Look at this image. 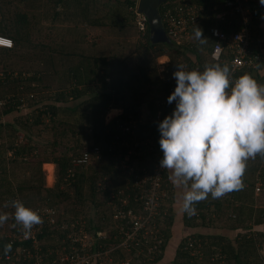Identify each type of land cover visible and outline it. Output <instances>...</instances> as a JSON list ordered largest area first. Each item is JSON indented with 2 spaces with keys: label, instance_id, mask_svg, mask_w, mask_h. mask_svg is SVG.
<instances>
[{
  "label": "trees",
  "instance_id": "1",
  "mask_svg": "<svg viewBox=\"0 0 264 264\" xmlns=\"http://www.w3.org/2000/svg\"><path fill=\"white\" fill-rule=\"evenodd\" d=\"M22 1L26 3V0ZM47 1L51 3L54 11L51 23H67L65 28L59 26L58 29L57 26L56 31L50 28L43 30L41 21L31 18L26 11L22 10H15L9 13V16L0 17V36H7L13 40V45L10 47L0 46L2 56L0 64L4 70V76L0 77V211L2 204H6L7 200L10 203L16 199L21 200L29 208L33 207L27 205L31 204L29 202L32 200L40 205H50L53 211H50L51 215L63 202H67L68 205L71 203L70 205L73 206L62 217L58 216L59 219H52L54 225L43 226L33 237L19 240L13 236L0 235L2 264H9L7 256H10L15 264H40L43 260H45L44 264H61L63 252L71 251L69 232L80 228L83 222L78 220V214H82L81 210H78L82 207L78 206L84 205L87 185L91 202L96 206L102 204L98 201L100 193L97 179L104 174L111 175L115 186L112 195L111 191H102L103 202L110 200L112 209L104 216L114 220L116 229H109L107 234L106 225L96 224L95 218H88L87 221L84 220L85 230L90 232V229H93L92 236L96 238V248L103 251L109 250V255L114 259L111 264H120L127 258L132 264H159L167 252L168 242L174 233L172 230L178 227L175 222L179 223L176 221L172 208L175 196L164 206V209L169 210V214L163 215L165 227L161 229V232L164 240L154 260L140 255L142 252L137 254L140 249L143 252L149 250V246L144 243L138 247L135 244L131 245L130 250L121 246V227L132 230V224L127 221L131 220V216H137L142 210L140 203L135 201V192L136 179L143 172L142 169H136L132 173L122 172L118 168V163L131 151L134 152L133 156H137L138 167L151 162L154 158L153 154L147 152L140 154V146L134 144L147 138H152L161 150L159 124L167 115L163 113L161 118L157 119L159 106L157 103L153 105L151 103L147 109V118L142 116L143 104L147 102L149 95H159L158 102L169 97L166 76L163 77L160 72L157 58L168 55L176 61L173 67L181 61H189L196 63L204 71L206 66L218 63L209 55L208 49L213 41L209 29L212 26H218L229 34L239 31L242 27L240 14L235 13L233 17L231 16L232 18L226 14L224 18L219 17L220 13L228 11L225 5L226 0H189L204 6L201 19L194 26L192 39L185 43H178L170 38L171 43H166L152 41L149 23H147L145 35H141L135 14L138 0H116L117 5H109L108 11H104V8L100 6V0ZM34 2L35 0H32L31 4ZM172 2L174 0H166L161 4L162 15L165 8ZM246 6L253 12L250 20L253 33L251 49L254 52L261 51V55L264 56L262 41L264 8L254 0L247 2ZM89 26L118 29L120 35L124 33V30L136 27L137 33L141 36L140 42L137 40L140 44L135 42L134 46L135 51L138 52V58L135 62H129L128 55L112 51L84 53L80 55L81 58L78 61H74L72 54L78 55V53L71 52L67 45L71 40L75 41L76 38H73V35L76 32L81 30L82 33V30ZM198 27L202 29L203 36L208 38L207 43L201 44L196 39L195 30ZM118 39L121 43L125 42V39ZM24 49L25 53L28 50L30 58L25 59L23 55H20L24 59L23 63L20 67L14 66L10 59H15V56ZM39 53H42L43 57ZM37 60L41 62L37 64ZM63 62L65 67L68 65L67 70L64 69L65 80L58 89H53L50 79L56 77L59 73L58 65H62ZM219 64L223 66L227 63ZM15 70L18 72L17 75H13ZM256 70L257 72L243 69L238 72V75L241 77L249 74L259 84L264 85V59L258 61ZM26 72H32V74L26 76ZM23 93H28V99L23 97ZM23 104L29 107L28 112L22 111ZM112 108H121L122 112L106 121V115ZM132 119L137 120L136 127L126 130L125 126ZM85 123L88 124V138H92V144L80 150L84 146L82 138L85 134ZM22 133L24 137L20 139ZM96 146L100 147L102 158H97L91 151ZM85 149L91 152V160L88 164L98 161L101 163V159L106 161V165L99 163L102 171L98 167L86 171L84 168L79 169L80 166H73V159L81 156ZM160 157L163 158L162 150ZM50 162L56 165L57 180L54 187L46 186L42 170L43 163H47L50 169L51 164H48ZM23 163L31 167V171L29 174L24 172L22 177H18L14 168L17 169ZM10 167H13V170ZM257 173L264 177V155L257 154L255 159L247 160L241 189L226 193L225 198L205 199L195 205L198 208H207L213 202L217 207H221L227 198L235 199L238 219L235 220L237 221L235 226H232V230H235L234 239L223 232L214 233L212 218L205 217L200 210L191 217L183 212L180 223L191 229L202 225L200 233L189 236L199 239L201 243L197 245L199 250L210 252L209 256H212L213 263L217 259L216 264H264V256L256 259L249 257L251 253L254 255L259 249L257 247L259 238L264 239V229L257 228L264 225V205L255 201V194H258L255 192ZM171 175V170H165V180L168 184L173 181L169 178ZM124 198H129V202L121 206ZM176 201L178 203V198L175 203ZM120 208V212L123 213L132 210L131 215L124 219L117 217ZM72 212L75 213L71 214ZM13 222L17 225V228H14L17 232L24 231L22 225L16 222L15 216ZM98 231H103L106 237H99ZM55 233L60 234V237L64 239L66 249L63 247L64 250L61 252L56 249L57 247L48 249L46 244H36V240H42ZM188 237L183 238L178 245L172 260L173 264H194L192 263L193 248L186 247ZM77 244L80 243L77 242ZM18 249L30 250L33 256L24 253L19 258H15V252ZM214 255L215 258H213Z\"/></svg>",
  "mask_w": 264,
  "mask_h": 264
},
{
  "label": "clouds",
  "instance_id": "2",
  "mask_svg": "<svg viewBox=\"0 0 264 264\" xmlns=\"http://www.w3.org/2000/svg\"><path fill=\"white\" fill-rule=\"evenodd\" d=\"M264 5V0H260ZM201 44L207 43L201 28L195 30ZM177 81L168 103L174 112L159 124L163 151L161 167L171 170L174 184L188 189L182 210L195 216V205L208 198L223 197L243 187L247 160L264 155V85L249 74L239 77L231 92L230 68L219 63L184 71L177 65ZM15 220L27 234L42 223L38 211L13 200ZM9 219L0 214V224Z\"/></svg>",
  "mask_w": 264,
  "mask_h": 264
},
{
  "label": "rangeland",
  "instance_id": "3",
  "mask_svg": "<svg viewBox=\"0 0 264 264\" xmlns=\"http://www.w3.org/2000/svg\"><path fill=\"white\" fill-rule=\"evenodd\" d=\"M31 1L32 0H26V3L24 4V2L22 0H0V17H4V15L9 16V13L14 12L15 10H19V11L22 10V11H26L30 15L31 18H34L35 20L37 19L38 21H41L40 25L43 28V30H48L50 28V29L56 31L57 26H58L57 28L59 29V26L62 28H65L68 25L67 23H64V22H61V23L57 22L56 24L51 23V18L53 16L54 11L52 9L53 7L51 6V3H48L47 0H35V2L33 4H31ZM99 2H100V6H102L104 8L103 9L104 11H108V7H110L109 5H112V4L117 5L116 0H100ZM45 4H48V5H45ZM29 6H34V7L32 8ZM60 21H63V20H60ZM120 34L121 33L119 32L118 29L113 30L110 28H98V27H90L89 26V27H86V29L84 28L82 30V33H81V30L79 32H76L73 35V38L74 37L76 38L75 41L71 40V42H74V43L71 44V42H70L67 46L71 52L75 51L78 53V55L72 54V59L74 61H78L81 58L80 55L84 54V53L85 54H89L92 52L109 53L112 51H118V52H121V53L128 55L129 56V58H128L129 62H135V60L138 58L137 57L138 52L135 51L134 46H135V42H138L137 40H139V42H140V38H141L140 34L137 33L136 27L124 30V33L122 35H120ZM70 37H72V36H70ZM118 38H120L121 40L125 39V42L121 43ZM262 41L264 42V37H263ZM263 51H264V49H263ZM39 54H41V56L43 57L42 53H39ZM18 55L15 56V59L14 58L12 60L10 59V61L12 64L14 63V66L20 67L21 64L23 63V60H24L23 57L25 59L26 58L28 59V57H29L28 50L25 53V49H24L23 51H20L18 53ZM20 55H23V57ZM0 58H2L1 52H0ZM36 62H37V64H39L41 62V60H37ZM175 62L176 61L172 60L171 57L168 55H162V56H159L157 58V64H158L160 72L163 74V77L169 76L170 71L173 68V65L175 64ZM7 64H9V66H13L10 63H7ZM67 66L68 65H66V67H65L64 62L62 65H58L59 73L56 75V77H51V79H50V84H51V87L53 89H58V87H60L63 84V82L65 80L64 79L65 78L64 72H65V70H67V68H68ZM17 74H18V72H16V70H15L13 75H17ZM30 74H32V72H26L25 75L29 76ZM3 76H4V70L2 68V64H0V77H3ZM23 97L28 99V93H23ZM159 99H160L159 95H155V94L149 95V99L147 100V102H145L143 104V108H144L143 109V115H142L143 118H147V116H148V113H147L148 110L147 109H148L149 105H151V103H152V105L156 104ZM24 104L22 105V111L28 112L30 109H29V107H27V105H24ZM121 112H122L121 108L110 109L106 115V121L111 120L112 118L119 115ZM5 119H7V118H5ZM86 124L87 123H85V126H84V133L85 134L82 138V141H84V144H83L84 146L80 150H82L85 147H88L89 145L92 144V138H88L89 127H88V124L87 125ZM23 137L24 136L22 133L20 135V139H22ZM120 143H122V142H120ZM132 153H134V152L131 151L130 154L126 155V157L124 159L120 160V162L118 163V168L121 169L122 172H126V173L131 172L132 173L134 170L138 169L137 168L138 167L137 156L135 154H134L135 156H133ZM258 161H259V159H258ZM259 162H261V160ZM99 163H100V161L92 162L90 164L80 166L79 169L84 168L87 171L90 169L94 170V168L98 167V169H101V171H102L103 169L100 167ZM100 164L106 165V161L104 159H101ZM10 169L13 170V167H10ZM76 169H78V168H76ZM14 170L17 173L16 176L22 177L24 175V172H27L29 174V171H31V167L29 168V166L27 164L23 163L22 165H19V167L17 169L14 168ZM42 170L44 173L46 186L47 187H54L56 185V180H57L56 179L57 178V176H56V165L54 163L51 164V167L49 169L47 163H43ZM258 177L261 178V183L263 182V185H262L263 190H261L258 194H255L256 195L255 201L261 202L264 205V177L258 175V173H257L255 178L257 179ZM170 186L173 188V190H172L173 194H174L173 196L176 195L175 199H174V203H175L176 197H178L180 195V199H181V197L183 198L184 193L188 190L185 187H183V185L174 184L173 181L171 182ZM97 187H98V192L100 193L98 201L102 202V204L100 206H96L91 202V198L88 197V193H87L88 188H89L87 185L86 191H85L86 197H85L84 205L78 206V207H82V208L78 209V210H81L80 213H82V214H78L79 215L78 220H83V221L86 220L87 221L88 218H95L96 224L100 223V224H103V226L106 225L105 228L108 229L106 231V233L109 234V229H116V223H114L113 219L105 218V216H104L107 211L111 212L112 209H111L110 200H105V202H103L102 199L104 197V193L102 194V191H104V190L111 191V195L114 193L113 189L115 188V186L113 184V178L111 177V175H107V174L101 175L97 179ZM71 193H73V191ZM223 197L225 198V196H223ZM207 199L208 200L213 199L211 194H209ZM16 200H19V199H16ZM32 201L29 202L31 204H27V205H30V206H33L36 208L35 209L33 207H30L31 209L33 208L34 210L38 211L39 215L42 218V223L35 225L30 230V232H28L27 234L24 233L25 230L22 232L21 231L17 232L16 229H14V228H17V225L13 222L15 209L10 206V203L7 200L6 204L5 203L2 204L0 214L7 213L9 215V219L7 221H5L3 224H0V235L13 236L15 238H19V240L22 238H25V237H30V236L32 237L35 234H37L43 226L54 225L55 223H52V219H54V220L59 219L58 216L62 217L66 213V211H70V209L73 206V205H70L71 203H69V205H68L67 202H63L62 204H59L58 209L55 210L54 214L51 215L50 211H52V210H51L50 205H47V204L40 205L39 203L35 202V200H32ZM174 203L172 204V208L174 210V215H176L178 213L180 214V211L184 212L183 210H180V204L179 203H178V207L176 204L174 205ZM213 204L214 203L212 202V204H209V206L207 208L196 207V210H200V213L203 212L205 217L212 218L211 224H213V227H215V230L213 231L214 233L223 232L226 234V236L234 239L235 238V230L233 232H230V231L232 230V226H235V223L237 222V221L235 222V220L238 219V217H237L238 211L235 210V204H237V203H235V199L230 200L229 198H227V200L224 202V204L221 207H217L215 204L214 205ZM86 209H87V211H86ZM74 213L75 212H72L71 214H74ZM142 213H143L142 211H139V213L137 215H140ZM166 214H169V210L166 211ZM166 214H164V216ZM51 216H53V218H50ZM103 216L105 218L104 220H103ZM164 216L160 215V217L157 216V218H156V222H158L157 232H159L160 229L165 227V221L163 222ZM198 218H202V217L198 216ZM176 221H179V219L177 218ZM199 221H202V219H199ZM74 230H76V229H74ZM187 231H191L192 233L187 234ZM200 231H202V225H199L195 229H191V228L187 229L185 226H183V223L181 222V225H178V227L174 228V231H173L174 233H172V237H171L170 241L168 242V245L166 248L167 252H166V254H164V258H163L162 262L159 264H173L172 260L175 257L176 249H177L178 245L180 244L181 240L183 238L188 237L189 235L195 234L193 232L200 233ZM93 232H94L93 229H90V232H87L88 236L83 237V240H82L83 244L87 247L90 245V243L93 240L92 239L93 238L92 237ZM72 233L73 232L71 230L69 232V235ZM230 234H232V235H230ZM153 239L154 238L150 237L148 239V241H150L149 243L153 244V241H152ZM63 242H64V239L61 238L60 234H57V233L52 234L51 236L49 235L42 240H36L37 245H41V244L45 245L46 244L48 249H53V248L57 247L56 249H58L59 252H61L62 250L65 249V247H64L65 243H63ZM149 243H148V246L151 247ZM63 247H64V249H63ZM257 247L259 249L257 248L258 250H256L257 251L256 253L254 251V253H255L254 255H253V253H251L249 255L250 258L256 259L260 256H264V239L263 238H259V242L257 243ZM140 252H142L140 255L146 256L147 258H149V255H148L149 251L143 252V250L140 249L137 252V254H139ZM15 253H16L15 258H19L20 255L22 256L24 253L29 255V256H32V255H30L31 254L30 250L24 251L23 249H18ZM193 253H195V252H193ZM192 255H193L192 263L194 262V264H216L217 263L216 262L217 259L213 263L212 256H209L210 252L208 253L205 250L200 255L199 254H192ZM213 258H215V255L213 256ZM16 260H18V259H16ZM44 263H45V260L40 262V264H44Z\"/></svg>",
  "mask_w": 264,
  "mask_h": 264
},
{
  "label": "built area",
  "instance_id": "4",
  "mask_svg": "<svg viewBox=\"0 0 264 264\" xmlns=\"http://www.w3.org/2000/svg\"><path fill=\"white\" fill-rule=\"evenodd\" d=\"M249 1L250 0H226L225 5L228 8V11L219 14V17L221 18H224L225 14L229 15V18H232L233 14L239 13L242 19V27L239 31H234L229 34L218 26H212L209 29V34L213 40L208 49L210 57L215 62L227 63L231 70V83L227 90L229 93L231 92L232 87H234L236 80L240 77L238 75L240 70L247 69L257 72L258 61L264 59V56L261 55V51L254 52L251 49L253 33L250 27V20L253 12L246 6V3ZM254 1L264 8V5L260 4V0ZM138 2L135 8L136 24L141 35H145L148 18L144 13L139 11ZM203 12L204 6L201 4L199 5L197 2H191L189 0H174V2L170 3L165 8L162 15L167 35L178 43L190 41L193 36L192 32L194 26L200 21ZM0 41L8 42L0 43V46L10 47L13 45V40L7 36H0ZM178 65H184V71L195 69L203 72L196 63H191L189 61H181ZM177 70L178 68L176 65L171 69L169 76L165 78L169 90L168 96L174 92L177 86V81L173 76V73ZM166 98L163 101L157 102L159 106L156 115L157 119H160L163 113L167 116L171 115L176 108V102L173 101L169 104L168 97ZM136 125L137 120L132 119L131 122L125 126V129L131 130L132 128H135ZM134 144L140 146V154L143 152L151 153L154 158L151 162H148L147 165L138 167L139 170L142 169L143 174H140L136 179L135 201L140 203V208H142L141 211L143 213L134 217L131 216V220L127 221L132 224V230H127L126 228L121 227L122 242L120 245L127 247L130 250L131 245L134 244L137 247L141 245V243L148 245L150 242L148 239L152 237L154 238L152 240L153 244L149 243L151 247H149L148 255L150 259L154 260V257L159 253L160 244H162L164 240L161 229L157 232L158 222H156V218L157 216L160 217V215L166 214L167 209H164V206L173 197V188L171 187L172 185L170 186L165 180V170L167 169L161 167V161L163 158L160 157L161 150L157 147L156 142H154L152 138H147L143 141L135 142ZM144 146H146V148H144ZM146 149H148V151ZM91 151L97 158H102L99 146L94 147ZM90 160L91 152L88 149H85L81 156L73 159V166L87 165ZM257 181L255 192L259 193L262 189L261 178L258 177ZM128 202L129 198H124L121 206L128 204ZM120 211L121 208L117 217H120L121 219L131 215L132 212V210L128 213ZM85 225V221H83L81 227L78 228L77 231L74 230L73 233L68 236L72 243L71 251L63 252L61 264H94L97 262L99 264H111L114 262V259L109 255V250L103 251L102 249L96 248V238L94 236H92L93 240L88 247L83 244V237L88 236L87 231L85 230ZM97 235L99 237H106V234L103 231H98ZM77 242L80 244H77ZM197 245H201L199 239L189 236L186 247L193 248L192 254L200 255L202 254V251L199 250ZM6 259L9 260V264H15L10 256H7ZM2 263V256H0V264ZM120 264H132V262L127 258L123 259Z\"/></svg>",
  "mask_w": 264,
  "mask_h": 264
},
{
  "label": "water",
  "instance_id": "5",
  "mask_svg": "<svg viewBox=\"0 0 264 264\" xmlns=\"http://www.w3.org/2000/svg\"><path fill=\"white\" fill-rule=\"evenodd\" d=\"M166 0H139L138 9L148 18L150 35L153 42L171 43L163 22L160 6Z\"/></svg>",
  "mask_w": 264,
  "mask_h": 264
},
{
  "label": "crops",
  "instance_id": "6",
  "mask_svg": "<svg viewBox=\"0 0 264 264\" xmlns=\"http://www.w3.org/2000/svg\"><path fill=\"white\" fill-rule=\"evenodd\" d=\"M48 164H53V163H48ZM176 196V195H175ZM178 198V203L180 204V210H182V205H183V198H181L180 199V196H178V197H176V199ZM180 199V200H179ZM178 203H177V201H176V203H174V204H176L177 205V207H178ZM178 213V212H177ZM176 216V218H178L179 219V223H176L175 222V224L176 225H181V223H180V221H181V219H182V216H183V212H181L180 211V214L178 213V214H176L175 215ZM174 224V225H175ZM183 226H185V225H183ZM186 227V226H185ZM187 229H188V227H186ZM258 229H264V225H262L261 227L259 226V227H257ZM234 230H231L230 232H233ZM172 232H173V230H172ZM192 232L191 231H187V234H191ZM193 233H196V232H193ZM230 235H232V234H230Z\"/></svg>",
  "mask_w": 264,
  "mask_h": 264
},
{
  "label": "snow or ice",
  "instance_id": "7",
  "mask_svg": "<svg viewBox=\"0 0 264 264\" xmlns=\"http://www.w3.org/2000/svg\"><path fill=\"white\" fill-rule=\"evenodd\" d=\"M0 43H8V42H5V41H0Z\"/></svg>",
  "mask_w": 264,
  "mask_h": 264
}]
</instances>
